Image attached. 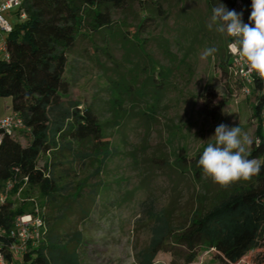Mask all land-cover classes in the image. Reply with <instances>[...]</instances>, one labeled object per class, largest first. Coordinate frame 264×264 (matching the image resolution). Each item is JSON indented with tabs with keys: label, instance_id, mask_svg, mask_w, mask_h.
Returning a JSON list of instances; mask_svg holds the SVG:
<instances>
[{
	"label": "rangeland",
	"instance_id": "374dc122",
	"mask_svg": "<svg viewBox=\"0 0 264 264\" xmlns=\"http://www.w3.org/2000/svg\"><path fill=\"white\" fill-rule=\"evenodd\" d=\"M160 4L161 12L151 4L143 11L139 0H125L113 10V26L103 36H95L92 44L80 40L69 56V98L81 110L92 109L106 126L109 155L102 161L58 160L62 165L55 168V176L60 178L62 197L56 207L26 184L9 198L14 208L28 212L41 205L49 229L78 231L80 264H139L159 217L165 216L174 228L187 223L199 187L171 167L180 148L194 156L214 142L211 137L221 123L240 126L252 143L257 142L254 98L222 74L220 63L230 52L228 36L215 26L209 30L206 1ZM9 21L13 26L22 20L13 16ZM208 47L217 52L202 58ZM151 69L154 85L160 88L147 83L145 90L150 86L162 91L158 103L155 96H141ZM213 97L224 106L215 120H204L199 110L205 99ZM10 112L11 99L0 98V116ZM209 182L215 184L211 178ZM76 194L80 198L74 199ZM85 201L91 210L81 220L76 211ZM260 253L251 252L237 264H258ZM185 254L180 249L165 250L153 264H185ZM189 264L227 263L212 251L198 250Z\"/></svg>",
	"mask_w": 264,
	"mask_h": 264
},
{
	"label": "trees",
	"instance_id": "16d2710c",
	"mask_svg": "<svg viewBox=\"0 0 264 264\" xmlns=\"http://www.w3.org/2000/svg\"><path fill=\"white\" fill-rule=\"evenodd\" d=\"M125 0H23L26 18L13 25L6 36L8 58H0V98L11 99V112L22 119L24 128L4 134L0 142V188L7 182L13 184L6 201L0 207V246L10 259L9 247L13 242L9 232L15 218L40 209L45 229L38 243H28L26 250L15 264H80L78 247L82 237L78 231L63 233L49 229L41 205L14 208L10 195L26 184L36 187L46 203L59 205L62 188L55 168L62 165L60 159L86 161L109 155L105 140L106 126L90 108L79 109L78 102L69 98L66 73L69 56L80 40L91 44L95 36L104 35L113 26V10L120 9ZM212 9L224 4L236 11V0H205ZM143 11L155 5L161 12L162 0H139ZM252 0L242 2V21L249 23ZM154 11V10H153ZM142 21L141 23H143ZM104 39V37H103ZM228 44L233 38L228 36ZM231 55L222 60L223 76L235 81L229 74ZM141 96L154 98L158 103L161 92L145 90L146 84L155 87L153 70L149 72ZM162 78V74H160ZM164 79V78H163ZM162 80L160 84H163ZM134 90L131 97H134ZM254 98L252 122L255 136L248 152L249 159L261 163V171L250 181H239L228 187L209 182L198 159L204 146L194 156H187L183 148L178 150L172 169L180 176H189L199 187L196 208L187 223L174 228L165 216L157 219L151 229L148 246L139 256V264H153L160 252L183 250L184 263L189 264L198 250L212 251L227 264H237L251 252L261 250L258 264H264V139L261 138L259 116L264 109V84L255 81L251 88ZM215 97L205 99L199 110L204 120H215L224 106ZM151 111V109H150ZM212 197L209 204L205 203ZM80 198L76 194L74 199ZM201 199L203 201H201ZM67 201V200H66ZM91 201V200H88ZM91 205L85 201L76 215L87 218Z\"/></svg>",
	"mask_w": 264,
	"mask_h": 264
},
{
	"label": "clouds",
	"instance_id": "9594fccd",
	"mask_svg": "<svg viewBox=\"0 0 264 264\" xmlns=\"http://www.w3.org/2000/svg\"><path fill=\"white\" fill-rule=\"evenodd\" d=\"M213 26L218 33L233 38L230 50L247 65L246 75L255 73L264 80V0H252L249 23L242 21V13L219 3L212 9L209 30ZM216 52L215 47H208L202 58ZM211 138L214 142L203 149L197 166L214 183L228 187L235 182L250 181L260 173L261 163L248 158L246 146L252 143L251 138L240 126L229 127L221 123Z\"/></svg>",
	"mask_w": 264,
	"mask_h": 264
},
{
	"label": "built area",
	"instance_id": "2783aa9c",
	"mask_svg": "<svg viewBox=\"0 0 264 264\" xmlns=\"http://www.w3.org/2000/svg\"><path fill=\"white\" fill-rule=\"evenodd\" d=\"M242 2L243 0H236L237 13L242 12ZM13 16L22 21L26 18L23 10V0H0V58L2 59H7L9 56L6 36L13 28L9 21ZM229 51L231 55V63L228 67L229 74L236 85L242 88L243 93L250 96L254 82L257 80L264 84V80H261L255 73L246 75L248 72L247 65L231 50ZM259 125L261 138L264 139V109H262L259 116ZM23 128L24 123L18 114L10 112L5 116H0V142L4 134H11L13 131ZM257 142H259V139H257ZM12 188L13 184L11 182H7L0 188V207L5 203ZM44 229L45 225L39 208H36L33 213L23 214L15 218L13 227L9 232L10 238L13 239L9 247L10 259L5 257L0 246V264H15L26 250L28 243L35 244L42 239Z\"/></svg>",
	"mask_w": 264,
	"mask_h": 264
}]
</instances>
